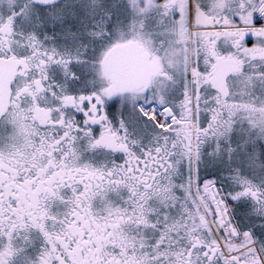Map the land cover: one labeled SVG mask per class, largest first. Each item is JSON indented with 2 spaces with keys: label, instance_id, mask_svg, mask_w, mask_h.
<instances>
[{
  "label": "snow or ice",
  "instance_id": "6c2138e0",
  "mask_svg": "<svg viewBox=\"0 0 264 264\" xmlns=\"http://www.w3.org/2000/svg\"><path fill=\"white\" fill-rule=\"evenodd\" d=\"M0 264H264V0H0Z\"/></svg>",
  "mask_w": 264,
  "mask_h": 264
}]
</instances>
